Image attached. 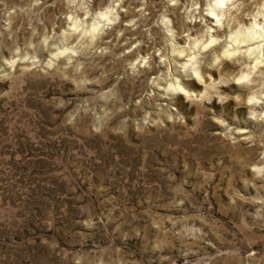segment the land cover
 Returning <instances> with one entry per match:
<instances>
[{"label": "rangeland", "instance_id": "374dc122", "mask_svg": "<svg viewBox=\"0 0 264 264\" xmlns=\"http://www.w3.org/2000/svg\"><path fill=\"white\" fill-rule=\"evenodd\" d=\"M218 1L0 0V264H264V0Z\"/></svg>", "mask_w": 264, "mask_h": 264}, {"label": "bare ground", "instance_id": "6f19581e", "mask_svg": "<svg viewBox=\"0 0 264 264\" xmlns=\"http://www.w3.org/2000/svg\"><path fill=\"white\" fill-rule=\"evenodd\" d=\"M218 2H222V0H219ZM212 12H214L213 10H211ZM263 56H264V54H263ZM262 59H264V57L263 58H257L256 59V62H255V65L257 64V63H259V62H261L262 61Z\"/></svg>", "mask_w": 264, "mask_h": 264}, {"label": "clouds", "instance_id": "9594fccd", "mask_svg": "<svg viewBox=\"0 0 264 264\" xmlns=\"http://www.w3.org/2000/svg\"><path fill=\"white\" fill-rule=\"evenodd\" d=\"M218 7H223V4L222 3H218V5H217ZM215 41H213V43H214Z\"/></svg>", "mask_w": 264, "mask_h": 264}]
</instances>
